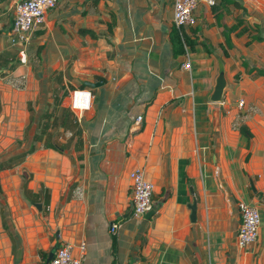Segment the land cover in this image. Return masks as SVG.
Here are the masks:
<instances>
[{
    "label": "crops",
    "instance_id": "crops-1",
    "mask_svg": "<svg viewBox=\"0 0 264 264\" xmlns=\"http://www.w3.org/2000/svg\"><path fill=\"white\" fill-rule=\"evenodd\" d=\"M16 1L0 0V159L9 154L4 147L25 134L26 100L38 92L26 62L36 46L42 45L36 70L53 89L61 84L69 93L75 81L100 84L86 86L93 97L83 116H94L83 125L80 143L69 129L52 126L49 139L62 148L39 140L20 163L0 168V264H44L64 240L83 252L82 264H264V75L253 77L239 65L235 92L244 98L242 110L250 114L243 123L253 133L247 148L237 109L207 98L216 57L201 43L173 54V0H58L27 42L11 43ZM240 1L264 27V0L254 8L252 0ZM217 13L221 22L232 17L224 4L195 9L203 37L219 47ZM23 70L33 90L21 97L8 77ZM54 96L55 90L47 93L45 107ZM39 120L28 136L40 130ZM137 167L154 185L150 218L123 217L132 209L130 172ZM239 199L261 215L257 239L245 248L235 241ZM111 222L118 223L116 247Z\"/></svg>",
    "mask_w": 264,
    "mask_h": 264
},
{
    "label": "trees",
    "instance_id": "trees-1",
    "mask_svg": "<svg viewBox=\"0 0 264 264\" xmlns=\"http://www.w3.org/2000/svg\"><path fill=\"white\" fill-rule=\"evenodd\" d=\"M217 4H224L232 13V17L227 21L221 22L223 18L222 13H217L215 17V22L221 26V40H218V43H222L225 48L230 51L236 47L232 37H235L243 46H247L250 43H257L264 49V27L258 21L256 15H253L247 11L246 6L242 4L240 0H215ZM214 3V4H215ZM213 4V5H214ZM202 35V37H201ZM169 39L172 43V52L174 55L182 54L185 52L186 46H193L195 43H201L205 50L212 57H216L215 51L211 48V45L208 41L207 37H203V33L200 29V26L196 23L177 26L175 24L172 25L169 33ZM42 45L36 46L35 54L40 57V52ZM255 53V59L258 64H251L244 55H241L240 65L244 68L245 72L250 74L253 77L264 75V53L258 50ZM221 57L226 61V57L221 55ZM3 71L0 70V74ZM227 72V71H226ZM58 74V73H57ZM240 75V70L235 72V76L238 78ZM57 80L60 82L61 75H57ZM79 86L86 87L87 85L84 82H80ZM62 85L60 84L58 87L54 88L47 85V87H42V95H45V91H50L51 93L55 90V96L53 98V105L51 108L48 106L42 109V112L39 113V131H35L31 136L26 135L25 140L21 143L18 142L15 145L14 150L12 148H8L4 153H9L7 157H2L0 159V168L11 167L15 164L20 163L24 160L25 156L32 152L36 147L39 146L38 141L42 140L41 145L53 148H62V145L57 144L56 142L50 141V127L58 126L62 129H69L73 134H76L77 143H80V138L82 134L83 125L86 126L85 123L91 120L94 115H92L89 119H85L82 115L81 122L77 120L74 113L68 106L61 105V99L63 96L67 95L68 91L65 89L62 90ZM60 94V95H59ZM96 101V98L94 99ZM47 104V103H46ZM96 105H94L95 107ZM27 109L29 111L28 123L26 124L25 133L28 130V127L32 123L33 120L37 118L34 117V109L30 105V102H27ZM97 107L95 108V113L97 112ZM238 130L241 134H243L247 138L246 147L249 146V138L253 135L249 126L245 123L238 124ZM26 142L28 146L24 147ZM249 151L245 155V160L249 157ZM133 214V212H131ZM117 243V233H113V246L116 247ZM45 257V256H44ZM45 262V261H44Z\"/></svg>",
    "mask_w": 264,
    "mask_h": 264
},
{
    "label": "built area",
    "instance_id": "built-area-1",
    "mask_svg": "<svg viewBox=\"0 0 264 264\" xmlns=\"http://www.w3.org/2000/svg\"><path fill=\"white\" fill-rule=\"evenodd\" d=\"M58 0H17L14 4L11 20L9 39L11 43L27 42L31 33L45 20L48 10L56 6ZM199 3L213 5L215 0H173V23L177 26L194 24L197 21L195 9ZM184 68L190 67V61L182 63ZM69 106L75 117L80 121L83 112L92 105L93 94L89 88L74 87L70 91ZM239 107L244 104V98L236 100ZM136 119H141V114ZM130 191L132 212L138 217H144L146 211L153 205L152 194L154 185L147 179L142 167H137L130 172ZM239 210V224L235 235L236 245L245 248L254 243L258 236L261 215L258 207L248 201H237ZM111 231L115 232L118 223L111 222ZM84 245H81L83 250ZM83 252L76 254L69 241H61L55 247L51 258L44 264H82Z\"/></svg>",
    "mask_w": 264,
    "mask_h": 264
},
{
    "label": "rangeland",
    "instance_id": "rangeland-1",
    "mask_svg": "<svg viewBox=\"0 0 264 264\" xmlns=\"http://www.w3.org/2000/svg\"><path fill=\"white\" fill-rule=\"evenodd\" d=\"M255 2L257 3L256 0H252V3H253V4H251L252 5L251 6L252 8L257 7V5L255 4ZM253 11H256V10L254 9ZM249 47L251 49H253V50H251ZM252 47H253L252 46V43L248 44L247 46H244L243 49H242L241 46H237L236 45V47L234 49H232V50H230L228 52V50L225 48V46L222 43L221 44L219 43V47H218V44L217 43L214 44V45L211 44V48L214 51H215V49L219 50V48H221L220 49L221 51H220L219 55H224L226 58H229V59L231 58L230 61L228 60L230 62L229 68L226 69L227 70L226 74H227V78L229 80V84L227 86L226 95H225V97H224L223 100L228 101L233 107H235L237 109V115H238L237 116V124L243 123V119L247 118L248 117L247 115L250 114L249 113L247 115H244V114H246V112H248V110H245V111L242 110L243 107L246 105L245 102H244V104H243L242 107H239L237 105V103H236V100L239 98V96H238V93H236L235 91H236V86L238 85V80L240 78V75L237 78L235 76V72L237 70H240L239 69V65H240L239 63H240V60H241V55H244L245 58H247L249 60V62H251V64H253V63L254 64H258L257 62H254V61H256V59H255V53L257 52L255 50H258V51H261V52L264 53L263 47L260 46L259 44H258V46L254 47V48H252ZM35 55H36L35 52L33 54H31V56H29V58L27 59V62L26 63H27V65H29L31 67L30 72L32 73L33 77L35 79H37V86H36V88L38 89V92H37L36 97H34V98H27L26 105H27V102H30V105L34 109V117L37 118L39 116V113L42 112V109H44L45 106H46L45 99H46V95H47V93L49 91L48 92L45 91V95L44 96L42 95V90H41L42 87H45L46 88L47 85H48V83H47V74L46 75H43V73H41V72H39V71L36 70L37 69V66H38L37 65L38 63H37V61H34L33 59L34 58H37V60H38V57L39 56H37V55L35 56ZM29 61H31V62L28 63ZM240 67H241V65H240ZM25 69H26V67H25ZM8 80L10 81L11 87L16 88V89L19 90L18 91V95H20L21 97L23 96L22 93H25L26 96H28L29 94H31V91L33 89L29 85L28 73H26V71L23 70V72H20L19 75H17V74H11V76L8 77ZM73 86L74 87H81V86H79L78 81H75L74 84H72V86H69V88H71ZM85 88H87V87H85ZM70 100H71V98H70V92L67 93V95L64 96L61 99V101H64L65 103H68V107L69 108H70V106H69ZM250 106H251V104H250ZM251 107L254 109L253 111H256L257 110V109H255L254 105H252ZM48 108H50V107L48 106ZM57 131L58 132H61L60 130H57ZM27 133H28V130L26 131L25 134H23V137L22 136L15 137L11 142L8 143L7 147L6 146L4 147V150L6 148H12L11 151H13L15 145H17L18 142H21L22 143L25 140V138H26L25 136L27 135ZM27 143H29V142H26L24 144V147H27L28 146Z\"/></svg>",
    "mask_w": 264,
    "mask_h": 264
},
{
    "label": "water",
    "instance_id": "water-1",
    "mask_svg": "<svg viewBox=\"0 0 264 264\" xmlns=\"http://www.w3.org/2000/svg\"><path fill=\"white\" fill-rule=\"evenodd\" d=\"M216 63H217L216 75L214 77L212 89L209 92L207 98L212 102H222L225 96V91L229 84V80L226 74L225 62L223 58L221 57V55L219 54L216 56ZM84 84L88 86H96L100 84V81L85 80ZM250 184H251L252 190L256 191V188H255V185L252 179H250ZM36 206L40 207V203H36ZM189 207L191 209L190 218L192 221H194L196 218V199L195 198H193L192 202L189 203ZM131 212H132V209H129L123 214V217L128 216ZM154 212H155V207L152 206L150 209L146 211L145 218H150ZM54 250H55V247H52L50 249L45 261L51 258V256L54 253Z\"/></svg>",
    "mask_w": 264,
    "mask_h": 264
}]
</instances>
